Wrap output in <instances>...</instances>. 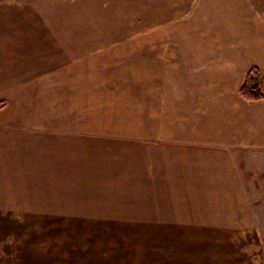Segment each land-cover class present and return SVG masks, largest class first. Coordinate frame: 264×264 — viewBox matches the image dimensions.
Returning <instances> with one entry per match:
<instances>
[{"label": "crops", "instance_id": "0c3cea01", "mask_svg": "<svg viewBox=\"0 0 264 264\" xmlns=\"http://www.w3.org/2000/svg\"><path fill=\"white\" fill-rule=\"evenodd\" d=\"M60 2V33L76 35L75 42L81 33H117L111 28L126 20L138 26L141 19V26L156 19L179 26L175 35L203 33L204 44L213 45L224 27L226 44L239 46L220 64L245 69L236 81L204 86L222 101L219 109H200L199 123L149 121L148 91L142 121L117 123L109 119L115 91L102 90L83 45H0V225L76 217L244 230L245 191L235 162L239 151L264 147V100L240 96L251 68L264 75V40L246 43L244 34L260 29L263 0ZM7 238L16 241V234Z\"/></svg>", "mask_w": 264, "mask_h": 264}, {"label": "rangeland", "instance_id": "374dc122", "mask_svg": "<svg viewBox=\"0 0 264 264\" xmlns=\"http://www.w3.org/2000/svg\"><path fill=\"white\" fill-rule=\"evenodd\" d=\"M262 4L264 10V0ZM60 5V0H0V45H83L84 60L95 64L90 72L100 73L102 90L115 91L109 119L117 123L142 121L147 91L149 121L172 125L180 117L182 123L188 119L199 123L205 117L199 114L203 109H219L222 101L215 88L208 96L204 86L236 81L245 69L240 64H220L224 54L236 52L239 46L226 44L224 27L213 45L204 44L203 33L175 35L173 30L177 32L179 26L156 19H143L141 26V19L138 26H129L126 20L111 28L117 33H81L75 42L73 35L60 33ZM261 20L260 29L244 34L246 43L264 40ZM250 149L239 151L235 162L245 191L249 225L244 230L185 224L109 225L76 217L30 219V224L0 225L2 263L264 264V147ZM11 234H16V241H8Z\"/></svg>", "mask_w": 264, "mask_h": 264}, {"label": "trees", "instance_id": "16d2710c", "mask_svg": "<svg viewBox=\"0 0 264 264\" xmlns=\"http://www.w3.org/2000/svg\"><path fill=\"white\" fill-rule=\"evenodd\" d=\"M240 96L250 103L264 100V78L258 67H253L248 72L246 80L240 89Z\"/></svg>", "mask_w": 264, "mask_h": 264}]
</instances>
